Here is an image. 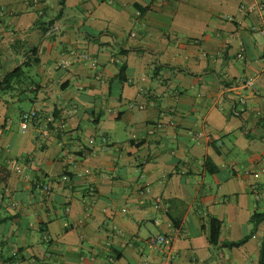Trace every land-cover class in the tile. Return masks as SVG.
I'll return each instance as SVG.
<instances>
[{
  "label": "crops",
  "instance_id": "0c3cea01",
  "mask_svg": "<svg viewBox=\"0 0 264 264\" xmlns=\"http://www.w3.org/2000/svg\"><path fill=\"white\" fill-rule=\"evenodd\" d=\"M60 8L0 0V81L31 59L0 95V264H163L147 241L159 234L170 264H258L264 0Z\"/></svg>",
  "mask_w": 264,
  "mask_h": 264
},
{
  "label": "trees",
  "instance_id": "16d2710c",
  "mask_svg": "<svg viewBox=\"0 0 264 264\" xmlns=\"http://www.w3.org/2000/svg\"><path fill=\"white\" fill-rule=\"evenodd\" d=\"M64 6V0H60V12L57 16V19L62 15V9ZM53 25V22L50 23V25H48L44 30L43 33H45L46 31L49 30V28ZM34 50L32 51V56L34 55ZM31 61V59L26 60L22 66L18 67L16 70H14L13 72L9 73L8 75H6L4 77V79L2 81H0V95L1 94H6L8 92H10L12 89L15 88V86H17V82L18 80H21V77L25 76V71L24 69L31 67V64L29 63ZM33 64L37 63V60L34 59L32 60ZM123 69L124 67L121 66L120 68V72H119V78L122 79V73H123ZM226 86V85H225ZM235 105H237V103H235ZM5 173L6 171L3 168H0V174ZM1 181L4 182L5 181V177H1ZM264 221V212L263 213H254L251 217H250V223L253 225V228H255L260 222ZM220 229H221V222L218 221L217 219L211 218L209 220V226H208V242L210 245H217L218 241H219V235H220ZM249 237H244L243 239H241L238 242H234V243H230L228 244L229 247H240L241 245H243L246 240ZM264 248L263 245L260 248V254H259V260H258V264H264V252H263Z\"/></svg>",
  "mask_w": 264,
  "mask_h": 264
},
{
  "label": "built area",
  "instance_id": "2783aa9c",
  "mask_svg": "<svg viewBox=\"0 0 264 264\" xmlns=\"http://www.w3.org/2000/svg\"><path fill=\"white\" fill-rule=\"evenodd\" d=\"M85 60H89L92 64H95V61L90 59L87 55L83 56ZM37 118V112L36 111H30L28 113H24L20 117V129L22 132H25L26 129L29 127V124ZM197 138L203 137L201 133H198ZM62 180H67V176L63 175ZM40 190L49 195L50 194V187L47 185H38ZM68 211V210H67ZM148 244L153 249L161 250L164 253H167V256L165 257V261L163 264H170L171 263V246H172V236L170 235H164L159 234L157 236H151L148 238Z\"/></svg>",
  "mask_w": 264,
  "mask_h": 264
},
{
  "label": "rangeland",
  "instance_id": "374dc122",
  "mask_svg": "<svg viewBox=\"0 0 264 264\" xmlns=\"http://www.w3.org/2000/svg\"><path fill=\"white\" fill-rule=\"evenodd\" d=\"M20 108H23V109H26L27 110L28 109V106L27 105H23ZM9 111L12 114V111H14V109H9ZM11 129H12V131H17V128H16V118L14 116L11 117ZM155 236H157V235H154V237Z\"/></svg>",
  "mask_w": 264,
  "mask_h": 264
},
{
  "label": "water",
  "instance_id": "95a60500",
  "mask_svg": "<svg viewBox=\"0 0 264 264\" xmlns=\"http://www.w3.org/2000/svg\"><path fill=\"white\" fill-rule=\"evenodd\" d=\"M15 69H17V67Z\"/></svg>",
  "mask_w": 264,
  "mask_h": 264
}]
</instances>
